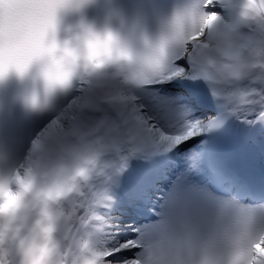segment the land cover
Listing matches in <instances>:
<instances>
[{"label":"clouds","instance_id":"9594fccd","mask_svg":"<svg viewBox=\"0 0 264 264\" xmlns=\"http://www.w3.org/2000/svg\"><path fill=\"white\" fill-rule=\"evenodd\" d=\"M253 2L238 0L234 20L225 23L221 13L205 11V0H174L187 11L177 16L173 7L166 28L133 30L116 17L96 15L91 4L75 7L76 0H0V87L14 82L20 111L57 120L14 158H0V232L12 264L102 259L84 224L73 232L71 209L125 140L148 133L133 117L135 96L173 52L189 51L195 74L211 91L239 95L245 83L264 87V18L251 10ZM80 88L83 95L76 93ZM101 108L121 127L99 132L70 122L61 128L69 109ZM247 243L225 217L216 231L175 243L153 264H240Z\"/></svg>","mask_w":264,"mask_h":264},{"label":"snow or ice","instance_id":"6c2138e0","mask_svg":"<svg viewBox=\"0 0 264 264\" xmlns=\"http://www.w3.org/2000/svg\"><path fill=\"white\" fill-rule=\"evenodd\" d=\"M90 4L101 15L116 17L133 30H147L157 23L162 29L166 28L173 7L177 16L187 11L178 3L165 5L162 0H76L74 6L84 8ZM224 7L225 0H205V11L213 16L220 13L217 9ZM250 8L264 18V0L251 3ZM208 18L204 16L202 21ZM197 81L201 80L194 72L189 51L173 52L158 76L135 96L133 117L149 130L148 133L137 140H125L110 168L88 185L71 209L75 213L73 232L78 233L80 224H84L89 242L98 246L102 259L96 264H153L154 258L163 255L175 243L216 231L225 217L233 220L236 228L248 238L240 264H264V203L238 204L236 196L243 189L222 173L207 147L189 155L180 151L188 141L221 127L224 116L248 125L264 124V87L249 85L243 87L239 95L212 91L219 102L220 116L201 119L193 115L185 96L179 95L184 82ZM76 93L83 95L84 89H77ZM70 122L99 132L122 125L114 114L102 108L82 112L69 109L60 118L61 128ZM53 123L57 120L37 129L29 142L38 134L48 132ZM26 132V121L17 116L14 108L0 107V146L11 153L21 151L25 147ZM133 160L154 166L159 174L175 170L169 191L149 207L151 226L147 228L129 225L124 213L116 211L120 199L118 190ZM155 195L154 192L143 194L148 201ZM134 205L135 201H130L129 209ZM0 264H12L3 232H0Z\"/></svg>","mask_w":264,"mask_h":264},{"label":"rangeland","instance_id":"374dc122","mask_svg":"<svg viewBox=\"0 0 264 264\" xmlns=\"http://www.w3.org/2000/svg\"><path fill=\"white\" fill-rule=\"evenodd\" d=\"M150 226H151V224H150Z\"/></svg>","mask_w":264,"mask_h":264}]
</instances>
